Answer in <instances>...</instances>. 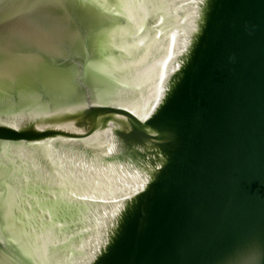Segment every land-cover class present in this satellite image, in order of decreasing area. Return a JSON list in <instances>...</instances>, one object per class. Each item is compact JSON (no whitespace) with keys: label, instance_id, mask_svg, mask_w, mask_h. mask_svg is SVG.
Segmentation results:
<instances>
[{"label":"water","instance_id":"water-1","mask_svg":"<svg viewBox=\"0 0 264 264\" xmlns=\"http://www.w3.org/2000/svg\"><path fill=\"white\" fill-rule=\"evenodd\" d=\"M264 260V0H0V264Z\"/></svg>","mask_w":264,"mask_h":264},{"label":"clouds","instance_id":"clouds-1","mask_svg":"<svg viewBox=\"0 0 264 264\" xmlns=\"http://www.w3.org/2000/svg\"><path fill=\"white\" fill-rule=\"evenodd\" d=\"M252 264H264V260L260 258V251H256L252 255Z\"/></svg>","mask_w":264,"mask_h":264}]
</instances>
